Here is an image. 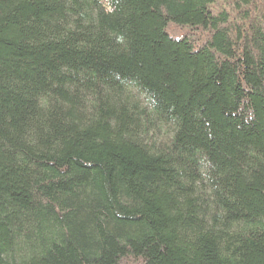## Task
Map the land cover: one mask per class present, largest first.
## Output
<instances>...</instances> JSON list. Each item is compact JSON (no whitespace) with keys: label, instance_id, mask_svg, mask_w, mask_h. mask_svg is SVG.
<instances>
[{"label":"trees","instance_id":"trees-1","mask_svg":"<svg viewBox=\"0 0 264 264\" xmlns=\"http://www.w3.org/2000/svg\"><path fill=\"white\" fill-rule=\"evenodd\" d=\"M0 264H264V0H0Z\"/></svg>","mask_w":264,"mask_h":264}]
</instances>
